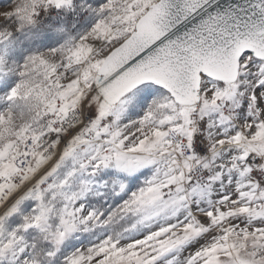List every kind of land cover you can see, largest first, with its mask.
<instances>
[{
    "label": "snow or ice",
    "instance_id": "obj_1",
    "mask_svg": "<svg viewBox=\"0 0 264 264\" xmlns=\"http://www.w3.org/2000/svg\"><path fill=\"white\" fill-rule=\"evenodd\" d=\"M0 264H264V0H0Z\"/></svg>",
    "mask_w": 264,
    "mask_h": 264
}]
</instances>
